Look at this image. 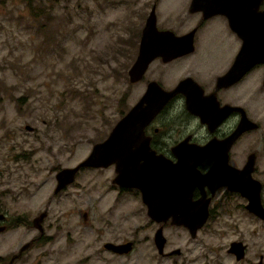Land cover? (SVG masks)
Here are the masks:
<instances>
[{"label":"rangeland","instance_id":"obj_1","mask_svg":"<svg viewBox=\"0 0 264 264\" xmlns=\"http://www.w3.org/2000/svg\"><path fill=\"white\" fill-rule=\"evenodd\" d=\"M154 1L0 0V191L4 206L15 210L25 202H37L43 209L51 202L48 208L55 213L61 205L77 204L72 215L73 222L79 223L77 230L84 229L85 212L97 215L102 207L112 224L120 215L121 230H129L133 215L145 218L142 202L135 201L132 192L121 193L113 182L114 166L84 167L76 183L58 193L55 189L57 173L78 165L95 143L109 135L143 95L149 80L161 78L165 87H171L186 69L193 70V58L168 64L156 61L145 79L130 81L129 69ZM188 2L159 0L158 25L172 26L178 12L188 10L184 8ZM196 23L183 16L176 23L177 32ZM209 37L217 35L211 31ZM217 52L211 48L207 54ZM181 107L177 102L174 113ZM163 117L157 125H162ZM168 122L164 128L172 132L192 125V121ZM14 187L25 192L19 198L8 195L16 191ZM235 216L238 231L219 238L206 234L204 239L226 246L231 239L243 237L249 245L248 260L257 261L264 253V220L246 211ZM210 227V234L218 229ZM194 256L192 250L185 264H195ZM229 261L225 257L224 262Z\"/></svg>","mask_w":264,"mask_h":264},{"label":"flooded vegetation","instance_id":"obj_2","mask_svg":"<svg viewBox=\"0 0 264 264\" xmlns=\"http://www.w3.org/2000/svg\"><path fill=\"white\" fill-rule=\"evenodd\" d=\"M158 2L155 0L152 3L149 15L153 9L157 15ZM249 4L246 0H197V9H192L193 0H189L184 6L188 10L178 12L172 26L158 27L171 29L178 34L194 30V49L168 61L163 56L155 58L139 80L146 78L156 61L168 64L180 59H194L193 70L186 69V74L171 87H165L161 78L148 81L149 84L156 80L166 89H173L182 80L192 78L197 88H190L188 83L184 87L185 92H179L169 100L146 127V134L150 137L151 147L173 161L178 160L173 148L179 143L187 140L197 144V180L194 178L191 197L195 204H208L209 215L203 226L194 233L189 225L174 222L173 216L167 219L153 217L141 189L115 181L117 169L113 163L100 167H115L113 182L121 193L132 192L136 196L135 201L142 202L144 219L142 214H135L129 230H121L117 224L120 215H116L118 218L112 224L102 207L100 211L97 210V215L85 212L84 229L77 230L79 223H74L72 218L77 204L61 205L55 213L48 208L51 202L43 209L37 202H25L21 208L13 210L11 206L1 203L3 193L0 191V264H185L186 256L192 250H195V264H255L262 257L264 259L262 253L257 261L248 260L249 245L243 237L231 239L226 246L204 239L206 234L211 237L218 234L219 238L233 230L238 231L235 228V215L251 212L247 206L249 196L243 191L249 183L251 160L252 176L263 185L261 196L264 203V62L261 61L262 55L250 50L243 54L244 62L237 61L244 50L245 40L235 28H244L248 24L249 16L246 13H250V10L254 14L264 12V0H254L253 6ZM186 15L197 23L189 30L177 32L176 23ZM216 19H219L216 28L210 30ZM211 31L217 37H209ZM211 48L218 52L215 55L207 54ZM204 51L206 54L200 58V53ZM257 57L260 60L245 70L244 65ZM230 71L232 74L223 79ZM191 92L196 99L195 112L187 104V94ZM177 102L182 105L181 111L174 113ZM161 117L164 121L162 125H157ZM167 121L168 125L174 121H192V125L191 129L172 132L164 128ZM84 167L89 166L81 167L75 180L68 185L76 183ZM216 169V173H211ZM25 188L27 190L28 186ZM61 190L55 189V192ZM21 192H25V189L19 187L8 195L19 198ZM92 216L95 217L93 220ZM211 224L218 228L212 231L213 235L209 233L211 230L208 231ZM233 241H242L246 245L242 258L230 250ZM225 257L230 261L225 263Z\"/></svg>","mask_w":264,"mask_h":264},{"label":"water","instance_id":"obj_3","mask_svg":"<svg viewBox=\"0 0 264 264\" xmlns=\"http://www.w3.org/2000/svg\"><path fill=\"white\" fill-rule=\"evenodd\" d=\"M246 1L250 2L249 6L255 5L254 0ZM196 5L197 0H193L192 9H197ZM249 12L246 13L249 16L248 24L244 28H235L245 40L244 50L237 61L244 62L243 54L250 50L251 53L262 55L261 61L264 62V12ZM253 48L256 50L253 51ZM193 49L194 30L178 34L171 29L159 28L153 9L142 30L138 57L129 69L130 81L134 83L141 80L155 58L163 56L168 61ZM259 60L258 57L252 59L244 65L245 70ZM231 74L230 71L222 78L226 80ZM192 80L184 79L173 89H166L156 80L149 82L140 99L117 121L106 139L95 143L90 154L78 165L63 168L57 173L59 184L56 191L73 182L83 166L100 167L114 163L117 169L115 181L124 186L141 189L153 217L167 219L173 216L174 222L189 225L195 233L209 215L208 204H195L191 197L194 178L197 180V144L187 140L179 143L173 148L178 160L173 161L164 154H158L151 147L150 137L146 134V127L169 100L177 93L185 92L184 87L188 83L190 88H197V83ZM194 97L193 92L187 94L188 108L192 112H195ZM27 128L32 130L33 126L28 125ZM252 166L251 160L249 183L243 191L249 196V210L264 219L261 196L263 185L252 176ZM215 171L217 169L211 173H216ZM231 246L230 250L237 253L238 258L244 256L246 245L242 241H233ZM255 264H264L263 257Z\"/></svg>","mask_w":264,"mask_h":264}]
</instances>
